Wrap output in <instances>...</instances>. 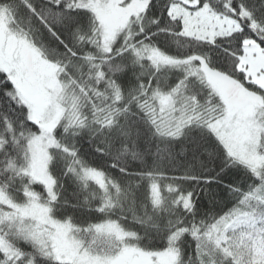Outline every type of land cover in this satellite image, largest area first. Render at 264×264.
Wrapping results in <instances>:
<instances>
[{
    "label": "snow or ice",
    "instance_id": "obj_1",
    "mask_svg": "<svg viewBox=\"0 0 264 264\" xmlns=\"http://www.w3.org/2000/svg\"><path fill=\"white\" fill-rule=\"evenodd\" d=\"M0 264H264V0H0Z\"/></svg>",
    "mask_w": 264,
    "mask_h": 264
}]
</instances>
